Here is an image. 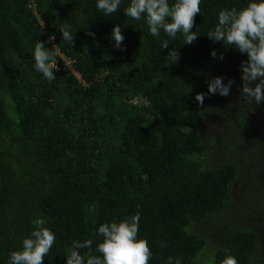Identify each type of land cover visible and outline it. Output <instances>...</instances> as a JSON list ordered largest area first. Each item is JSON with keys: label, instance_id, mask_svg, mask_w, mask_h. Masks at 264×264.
<instances>
[{"label": "trees", "instance_id": "16d2710c", "mask_svg": "<svg viewBox=\"0 0 264 264\" xmlns=\"http://www.w3.org/2000/svg\"><path fill=\"white\" fill-rule=\"evenodd\" d=\"M249 2L202 0L187 45L125 16L130 0L107 16L97 0H0V264L37 217L56 236L44 264H67L73 240L91 239L101 256L99 226L137 211L150 264H264V102L242 95L247 54L207 37L221 10ZM117 24L124 50L111 38ZM165 39L179 50L174 64ZM37 42L56 53L55 81L35 69ZM216 77L234 80L228 96L208 94Z\"/></svg>", "mask_w": 264, "mask_h": 264}, {"label": "clouds", "instance_id": "9594fccd", "mask_svg": "<svg viewBox=\"0 0 264 264\" xmlns=\"http://www.w3.org/2000/svg\"><path fill=\"white\" fill-rule=\"evenodd\" d=\"M121 3L122 0H97L96 7L107 16L116 13ZM201 3L202 0H175L170 5L169 0H130L123 14L136 21L146 18L150 34L154 37L159 38L163 32L174 40L177 33H182L185 44L192 45L199 37L192 29L195 17L201 12ZM70 28V25L64 24L58 31L62 33V39L72 46L75 38ZM88 34L94 36V33ZM207 37L213 42H222L226 48L231 46L241 54H247V61H242L240 65L242 95L254 100L258 105L264 102V0H251L240 10L235 7L221 10L215 28ZM111 38L115 41V48L124 50L122 45L125 37L119 24L112 29ZM54 40L55 35H52L48 43ZM169 46L170 41L167 39L160 44L161 49H169L166 58L174 64L178 62L180 53L177 48ZM211 56L224 59L223 55L218 56L215 50L211 52ZM34 60L36 71L44 78L49 82L57 79L54 75V71H59L56 53L47 49L44 42L35 44ZM233 85L232 79H228L225 85L223 78H213L208 82V94L218 93L226 97ZM206 95L198 93L195 96L200 106H203ZM140 218V212L137 211L122 221H112L99 226L98 233L103 237V241L97 245L96 251L102 258L91 251V239L73 240L66 256L67 264H150L153 253L148 241L137 238ZM45 224V219L40 217L32 221L33 230L30 236L23 240L22 250L9 254L8 264H44V258L56 242L55 234ZM165 246L160 242V247ZM84 249L89 251L82 254L81 250ZM167 264H181V260L169 257ZM221 264H238V261L234 256L228 255Z\"/></svg>", "mask_w": 264, "mask_h": 264}, {"label": "rangeland", "instance_id": "374dc122", "mask_svg": "<svg viewBox=\"0 0 264 264\" xmlns=\"http://www.w3.org/2000/svg\"><path fill=\"white\" fill-rule=\"evenodd\" d=\"M221 128V126L219 125L218 121H213L210 125H209V134L213 135L215 134V132L219 131V129ZM253 186V185H252ZM236 212V211H235ZM262 217V216H261ZM262 222H259L258 224H260Z\"/></svg>", "mask_w": 264, "mask_h": 264}, {"label": "built area", "instance_id": "2783aa9c", "mask_svg": "<svg viewBox=\"0 0 264 264\" xmlns=\"http://www.w3.org/2000/svg\"><path fill=\"white\" fill-rule=\"evenodd\" d=\"M48 40H47V42H48ZM62 60L64 61L65 65H69L71 63V61L69 59L62 58ZM74 75L77 76L78 80L80 81L81 78H79V75L77 73H74Z\"/></svg>", "mask_w": 264, "mask_h": 264}]
</instances>
